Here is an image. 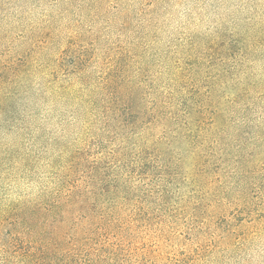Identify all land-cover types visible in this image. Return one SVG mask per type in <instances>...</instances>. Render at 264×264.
Masks as SVG:
<instances>
[{
  "label": "trees",
  "instance_id": "obj_1",
  "mask_svg": "<svg viewBox=\"0 0 264 264\" xmlns=\"http://www.w3.org/2000/svg\"><path fill=\"white\" fill-rule=\"evenodd\" d=\"M90 1L123 10V0ZM167 1L142 0L141 12ZM104 21L110 27L111 18ZM78 37L69 36L55 76H76L95 58V49L80 47ZM247 52L242 46L232 59L179 57L170 64V84L153 98L116 62L97 79L100 126L47 139L24 134L18 122L0 130V264H202L216 252L207 249L217 241H239L244 235L236 237L233 230H210L182 240L179 251L181 240L168 236L164 220L264 216V202L252 197L226 202L218 189L203 206L206 196L184 192L183 186L194 174L210 176L212 185L219 181L225 140L238 133L239 115L257 110L251 125L248 120L240 126L247 123L257 142L264 139V62ZM13 65L9 60L0 66V106L15 102L17 91L2 90L25 72ZM154 126L160 131L149 133ZM9 132L15 135L11 141ZM188 156L192 170L183 172ZM253 164L262 174L264 153ZM261 181L257 177L259 188ZM213 203L219 207L205 210Z\"/></svg>",
  "mask_w": 264,
  "mask_h": 264
},
{
  "label": "rangeland",
  "instance_id": "obj_2",
  "mask_svg": "<svg viewBox=\"0 0 264 264\" xmlns=\"http://www.w3.org/2000/svg\"><path fill=\"white\" fill-rule=\"evenodd\" d=\"M141 2L123 0V10L118 13L108 9L109 1L0 0V66L10 60L14 68L25 70L18 82L2 90L17 91V96L15 102L6 100L0 106V130L8 131L9 123L18 122L24 134L47 139L61 134L77 136L87 124L100 126L103 108L97 79L116 62L150 98L170 84V64L179 57L224 54L232 59L243 46L253 59L264 62V0H168L155 11L151 6L144 13ZM181 4L192 6L183 19L175 10ZM108 16L112 22L105 27ZM122 22H126L124 30L119 29ZM72 34H79L80 47L95 49V58L86 71L57 77L61 52ZM88 34L96 40L87 39ZM258 113L238 114L239 131L225 140L219 181L212 185L210 176L194 174L183 185L184 192L206 196L203 206L218 189L226 202L250 197L259 205L264 202V170L261 174L253 164L263 159L264 139L257 142L247 125ZM148 131L157 134L160 130L154 126ZM14 136L9 132L6 140ZM191 161L189 156L185 158L183 172L192 170ZM257 177L262 179L260 188ZM214 204L205 210L219 207ZM164 224L168 236H179V251L185 248H181L182 240L210 230L230 229L236 237L244 235L234 244L217 241L213 250L207 249L216 252L202 264H249L250 250L264 241V216H167Z\"/></svg>",
  "mask_w": 264,
  "mask_h": 264
},
{
  "label": "clouds",
  "instance_id": "obj_3",
  "mask_svg": "<svg viewBox=\"0 0 264 264\" xmlns=\"http://www.w3.org/2000/svg\"><path fill=\"white\" fill-rule=\"evenodd\" d=\"M190 5H176L175 10L179 12L181 19H183L186 12L190 11ZM251 260L249 264H264V241H261L255 248L250 250Z\"/></svg>",
  "mask_w": 264,
  "mask_h": 264
}]
</instances>
